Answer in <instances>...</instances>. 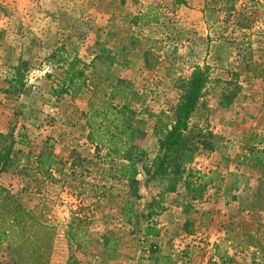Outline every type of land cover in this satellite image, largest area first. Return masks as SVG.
<instances>
[{
	"label": "rangeland",
	"instance_id": "rangeland-1",
	"mask_svg": "<svg viewBox=\"0 0 264 264\" xmlns=\"http://www.w3.org/2000/svg\"><path fill=\"white\" fill-rule=\"evenodd\" d=\"M66 54L88 66L87 81L56 98L46 75L61 73ZM19 61L31 68L26 87L4 93ZM197 67L209 79L189 130L210 132L218 149L197 154L193 177L142 174L131 197L107 141L87 140L90 107H127L136 146L152 153ZM0 82V148L21 142L0 189L54 230L59 262L84 253L111 264H264V0H0ZM39 155L53 159L57 183ZM170 180L175 193H165ZM147 225L158 237H143Z\"/></svg>",
	"mask_w": 264,
	"mask_h": 264
},
{
	"label": "trees",
	"instance_id": "trees-1",
	"mask_svg": "<svg viewBox=\"0 0 264 264\" xmlns=\"http://www.w3.org/2000/svg\"><path fill=\"white\" fill-rule=\"evenodd\" d=\"M219 1L232 4L235 0ZM87 67L76 55L66 54L59 67L61 73L55 76L46 75V78L53 83L51 95L59 98L72 95V93L78 94L86 84ZM30 70L27 61H19L8 82L9 90L3 92L20 93L23 91ZM208 79V70L197 67L186 84L182 85V94L175 108L173 122L170 128L166 129L157 139L152 153L140 150L136 146L135 142L140 130L126 124L128 114H133L127 107L118 109L112 104H107L104 108L90 107L89 115L85 120L88 129L87 140L97 146L106 145L102 141H107L108 150L116 154L120 161V165L115 170L116 174L122 177L129 186L131 197H140L138 186L142 174L148 180L165 179L167 174H173L176 177L186 174L187 177H193L198 172H191L188 169L197 154L201 151L214 152L213 137L210 132L199 129L196 134H191L189 130L190 119L201 103ZM91 87L96 92L98 87L96 85ZM233 101V94L224 95L219 105L228 108ZM97 119L100 120L99 123L96 122ZM105 122L112 126L102 132L101 126ZM5 140L7 137L0 134V142H5ZM263 141L264 139L261 142ZM20 143V140L16 141L14 138L8 145L0 148V173L7 172L14 165L15 159L11 158L15 153L13 147ZM37 164L39 170L45 173L44 175L50 182L57 183V180L49 174L54 164L52 158L39 155ZM183 184L189 185L186 180ZM175 185V182L170 180L165 193H175ZM199 191L198 189L193 191V198L201 196ZM155 215L157 213L151 211L145 219L150 220ZM158 235L159 232L154 226H145L144 238L158 237ZM54 240L55 233L51 227L44 225L39 218L26 210L11 192L0 189V253L8 254L10 264H50ZM107 257L109 258L110 255L108 254Z\"/></svg>",
	"mask_w": 264,
	"mask_h": 264
},
{
	"label": "crops",
	"instance_id": "crops-1",
	"mask_svg": "<svg viewBox=\"0 0 264 264\" xmlns=\"http://www.w3.org/2000/svg\"><path fill=\"white\" fill-rule=\"evenodd\" d=\"M233 121L230 122V124L232 123ZM230 124L228 126H230ZM218 149V146L217 148L215 147V150ZM215 150H214V153H215ZM195 166V165H194ZM92 209V208H91ZM64 238V237H63ZM65 240V239H63ZM66 242V241H65ZM60 243V242H59ZM58 244V243H56ZM60 245V244H59ZM61 246H59V249ZM56 249V248H55ZM84 254V253H83ZM81 253L79 254H76L75 255V259L77 261L78 264H111V260H108L106 257H102V258H92V255H83ZM55 253H53V256H52V259L50 261V264H65L64 263V260L59 262L56 258H55ZM120 260V259H119ZM114 264H116V262L114 261Z\"/></svg>",
	"mask_w": 264,
	"mask_h": 264
}]
</instances>
